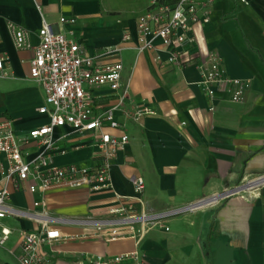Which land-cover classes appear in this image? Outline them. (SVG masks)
Wrapping results in <instances>:
<instances>
[{
	"label": "crops",
	"instance_id": "obj_1",
	"mask_svg": "<svg viewBox=\"0 0 264 264\" xmlns=\"http://www.w3.org/2000/svg\"><path fill=\"white\" fill-rule=\"evenodd\" d=\"M148 4L0 0V57L6 72L0 78V122L11 120L21 139L48 122L47 115L35 111L44 104V90L30 77L38 32L46 25L53 32L72 30L84 54L99 55L98 64L122 65L117 90L85 89L95 112L121 107L114 115L121 128L111 133L128 135L112 161L108 189L76 186L31 194L8 184L9 203L34 212L41 209L33 207L37 200L49 217L70 221L55 225L60 239L38 248L48 264H95L98 256H126L113 264H264V185L217 198L264 174V0H201L189 31L192 61L181 67L166 61L159 39L139 49L136 23ZM62 17L75 23H62ZM9 22L28 33L31 47L14 46ZM212 57L219 58L225 75L250 84L243 102L227 96L211 100L200 87L197 64ZM136 109L147 112L138 121L128 116ZM95 136L94 131L56 127L51 166H95L100 155ZM21 148L29 159L42 150L34 142ZM137 177L144 182L139 193L132 185ZM205 199L203 207L170 216L137 241L106 240V229L76 222L110 217L122 200L156 212ZM0 223L12 231L0 244V264H20L19 232L34 231L38 224L14 217Z\"/></svg>",
	"mask_w": 264,
	"mask_h": 264
},
{
	"label": "built area",
	"instance_id": "obj_2",
	"mask_svg": "<svg viewBox=\"0 0 264 264\" xmlns=\"http://www.w3.org/2000/svg\"><path fill=\"white\" fill-rule=\"evenodd\" d=\"M201 0H149L148 7L138 17L136 31L139 49L153 46V40L159 39L166 48V61L177 66H185L192 61L190 53L189 31L191 25L198 20V5ZM210 3L212 0H205ZM60 22L73 25L74 18H60ZM8 30L14 46L18 49L29 48L31 44L28 33L9 22ZM39 43L33 50L30 61V77L44 90V104L35 108L40 114L48 117V122L29 130L21 139L15 134L11 120L0 122V221L4 217L30 219L38 224L34 231H22L20 264H48L47 258L39 254L38 248L43 244H51L61 238L55 226L68 223L69 220L49 217L42 203L35 200L34 208L41 209L29 212L12 206L9 203L10 184L15 190H26L31 194H43L46 191L64 187L85 186L92 192L108 189L110 168L118 152L128 141L124 132L113 135L112 130L120 129L115 119V111L119 106H111L103 111L95 112L91 106V94L86 86L103 85L112 91L117 90L122 71L120 63L100 65L99 55H88L82 52L75 40V34L69 30L67 34L53 32L43 25L39 32ZM128 39V35L123 36ZM201 72L198 84L211 100L227 96L235 102L245 100L250 84L247 81L225 75L222 64L217 57L197 64ZM6 72L0 57V78ZM119 107V108H118ZM214 110V107H210ZM147 113L144 109H136L128 115L134 121ZM67 126L77 132L94 131L95 145L99 151V162L92 168L77 165L62 167L51 166V153L55 148L53 130ZM34 142L42 147L39 154L27 158L21 148L22 143ZM246 189L259 188L264 185V174L248 180ZM132 185L135 193L143 189L141 177L134 178ZM139 202L140 200H136ZM201 200L195 204L149 212L137 206L131 200H122L110 209V217L94 219L86 217L76 222L89 225L97 231L107 230L106 240L131 237L140 240L153 225L160 224L170 216L193 211L206 203ZM167 230V228H166ZM11 229L0 223V244L11 234ZM126 256L96 257L95 264L117 263Z\"/></svg>",
	"mask_w": 264,
	"mask_h": 264
},
{
	"label": "water",
	"instance_id": "obj_3",
	"mask_svg": "<svg viewBox=\"0 0 264 264\" xmlns=\"http://www.w3.org/2000/svg\"><path fill=\"white\" fill-rule=\"evenodd\" d=\"M246 188H247L246 184H242L240 186H237L236 188H233V189H230L228 191L221 193L219 196H217V198H224V197L230 196L232 194L240 193V192L246 190ZM215 198L216 197H214L213 199H215Z\"/></svg>",
	"mask_w": 264,
	"mask_h": 264
},
{
	"label": "trees",
	"instance_id": "obj_4",
	"mask_svg": "<svg viewBox=\"0 0 264 264\" xmlns=\"http://www.w3.org/2000/svg\"><path fill=\"white\" fill-rule=\"evenodd\" d=\"M167 1H171V0H167ZM173 1V0H172Z\"/></svg>",
	"mask_w": 264,
	"mask_h": 264
},
{
	"label": "bare ground",
	"instance_id": "obj_5",
	"mask_svg": "<svg viewBox=\"0 0 264 264\" xmlns=\"http://www.w3.org/2000/svg\"><path fill=\"white\" fill-rule=\"evenodd\" d=\"M253 191V190H252Z\"/></svg>",
	"mask_w": 264,
	"mask_h": 264
}]
</instances>
